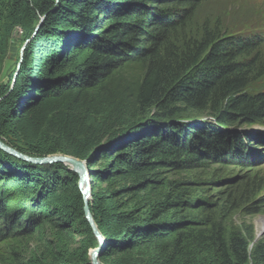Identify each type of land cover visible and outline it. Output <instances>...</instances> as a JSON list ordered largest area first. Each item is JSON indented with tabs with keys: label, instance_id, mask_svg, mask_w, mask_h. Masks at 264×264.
<instances>
[{
	"label": "trees",
	"instance_id": "obj_1",
	"mask_svg": "<svg viewBox=\"0 0 264 264\" xmlns=\"http://www.w3.org/2000/svg\"><path fill=\"white\" fill-rule=\"evenodd\" d=\"M181 1L0 0L3 40L16 29L30 40L0 85V141L89 163L101 264H264L254 227L234 222L241 205L262 213L264 187L245 176L207 188L217 168L264 166L247 127L264 125V91L251 90L264 30L258 40L205 28L177 48L167 37L194 2ZM78 183L63 164L0 149V243L36 238L34 255L10 264H91L99 246ZM198 188L217 201L194 203Z\"/></svg>",
	"mask_w": 264,
	"mask_h": 264
},
{
	"label": "rangeland",
	"instance_id": "obj_2",
	"mask_svg": "<svg viewBox=\"0 0 264 264\" xmlns=\"http://www.w3.org/2000/svg\"><path fill=\"white\" fill-rule=\"evenodd\" d=\"M184 1H181V3H184ZM185 2H187V0ZM182 6L188 9L185 16L184 29L178 28L167 37L168 41L171 40V42L176 44L177 48L181 47L182 42L185 43L186 47V41H193L194 39L199 40L202 38L205 28L211 29L213 27H216L219 34L223 35L225 38L230 36L235 38L242 34L241 36H243V39H250V36H256L258 40L262 39V36L257 34L264 28V0H194L191 8H189L187 4H183ZM147 31L150 33V28L147 29ZM29 41L30 40L26 39L19 29H16L11 37L5 41L0 32L1 86L8 82V75L19 66ZM262 44L263 46L259 48V51L257 50V53H259V60L264 64V40ZM11 81L12 79L9 83H11ZM251 90L254 91V93H258L262 90L264 91V76L254 84V88ZM247 127H251L249 129L254 131L258 130L260 133L264 132V125L251 126L250 124ZM258 149L260 148L258 147ZM245 176L250 178L251 183H256L264 187V166L250 173H247L240 167L231 166L213 170L211 182L214 183H211L207 188L212 190V193L215 194L216 190L234 186L236 180ZM205 185L207 184L203 186ZM199 190L201 189L198 188L196 192ZM198 194L200 197L199 199H195L194 203H197L198 200L202 201L203 199H209V205H211L217 201L215 197L206 194L204 191H200ZM260 199H264V188L260 195L258 194L257 198L254 199L253 203L260 204L258 203ZM10 204L9 206L13 204L17 205L15 201ZM246 208L250 209V206L241 205L237 210L238 213L235 215L234 222L237 223L239 227H241L243 223L252 225L254 227V243L258 241L264 242V210L261 214L245 216ZM43 233L45 238H49V231H44ZM21 239H23V242L18 245L19 247H17L13 241L0 243V264H10L11 262H15V259H18V262H23L25 259H29L34 255L33 253L36 250V238L34 242L29 241L28 243L27 240H24V237H21ZM97 241L99 246V240L97 239ZM251 247L253 248V246ZM12 248H15L14 250L17 253L11 250ZM91 252L92 251H90V253ZM17 255L18 257H16Z\"/></svg>",
	"mask_w": 264,
	"mask_h": 264
},
{
	"label": "water",
	"instance_id": "obj_3",
	"mask_svg": "<svg viewBox=\"0 0 264 264\" xmlns=\"http://www.w3.org/2000/svg\"><path fill=\"white\" fill-rule=\"evenodd\" d=\"M0 149L20 160H23L25 162L34 165H52V164L60 163L65 165L70 170L76 172L79 175L78 188L83 200L84 217L88 225L90 226L93 234L99 240V250L92 251L90 253L89 258L91 264H101L99 262V256L101 255V253L99 252L101 251V248L103 249L105 248L106 241L101 236L90 209L93 189H92V173L90 172L89 163L87 161H81L74 157L65 156V155H53L44 158L29 157L27 155L21 154L17 150L9 147L8 145L4 144L1 141H0Z\"/></svg>",
	"mask_w": 264,
	"mask_h": 264
},
{
	"label": "bare ground",
	"instance_id": "obj_4",
	"mask_svg": "<svg viewBox=\"0 0 264 264\" xmlns=\"http://www.w3.org/2000/svg\"><path fill=\"white\" fill-rule=\"evenodd\" d=\"M261 30H264V28L263 29H261ZM261 33H263V32H261ZM264 34V33H263ZM264 133V132H263ZM260 141H261V143H263L264 142V134L263 135H260ZM263 151H264V149H263ZM103 248H101V250H102ZM97 250H99V249H97ZM100 253V252H99ZM100 262V261H99Z\"/></svg>",
	"mask_w": 264,
	"mask_h": 264
},
{
	"label": "clouds",
	"instance_id": "obj_5",
	"mask_svg": "<svg viewBox=\"0 0 264 264\" xmlns=\"http://www.w3.org/2000/svg\"><path fill=\"white\" fill-rule=\"evenodd\" d=\"M251 131H253L252 129H250Z\"/></svg>",
	"mask_w": 264,
	"mask_h": 264
}]
</instances>
